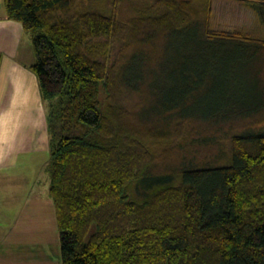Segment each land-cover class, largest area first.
<instances>
[{
	"label": "trees",
	"instance_id": "1",
	"mask_svg": "<svg viewBox=\"0 0 264 264\" xmlns=\"http://www.w3.org/2000/svg\"><path fill=\"white\" fill-rule=\"evenodd\" d=\"M110 4L4 0L37 56L62 264H264V36L213 31L212 0Z\"/></svg>",
	"mask_w": 264,
	"mask_h": 264
},
{
	"label": "crops",
	"instance_id": "2",
	"mask_svg": "<svg viewBox=\"0 0 264 264\" xmlns=\"http://www.w3.org/2000/svg\"><path fill=\"white\" fill-rule=\"evenodd\" d=\"M25 46H31L29 35L20 22L7 18L4 0H0V180L16 173L29 178L34 172L35 177L36 170L43 169L41 159H49L44 155L47 150L50 153L45 103L38 77L30 69L35 57H28ZM28 235L7 236L5 250L0 241V264H60L46 250L30 245L35 239ZM40 236L38 241H44V235Z\"/></svg>",
	"mask_w": 264,
	"mask_h": 264
},
{
	"label": "rangeland",
	"instance_id": "3",
	"mask_svg": "<svg viewBox=\"0 0 264 264\" xmlns=\"http://www.w3.org/2000/svg\"><path fill=\"white\" fill-rule=\"evenodd\" d=\"M103 2L109 6V11L113 8L110 4L111 0H103ZM128 7L127 4L122 7L124 15L129 14ZM254 13L241 0L214 1L210 19L211 29L216 32L231 34L238 32L256 38H263L262 23ZM29 37L31 39L30 35ZM31 46H25L24 51L30 58L32 54L34 55L35 59L31 62L33 66L37 61V56L33 49L32 39ZM245 75L246 73L243 71L236 70L225 79L233 90H242L243 85L248 80ZM223 78L220 77L221 82ZM44 107L47 120L46 126L49 133L48 109L45 105ZM44 155H48L50 159L49 150ZM49 159L46 157L41 159L40 165L43 169L36 170L35 177L34 172L30 174L29 178L16 173L8 179L0 180V241H2L3 246L1 249L5 250L7 246H5L6 244L3 245L5 243L3 241L7 239V236L12 239V237L29 234V237L33 236L35 239H32L34 242L30 241V245L46 250L53 261L60 259L59 263L62 264L60 232L56 209L49 193L50 178L46 171ZM28 184H30V187ZM24 219H33L36 223ZM38 234L44 235V241H38Z\"/></svg>",
	"mask_w": 264,
	"mask_h": 264
},
{
	"label": "flooded vegetation",
	"instance_id": "4",
	"mask_svg": "<svg viewBox=\"0 0 264 264\" xmlns=\"http://www.w3.org/2000/svg\"><path fill=\"white\" fill-rule=\"evenodd\" d=\"M263 34H264V28H263Z\"/></svg>",
	"mask_w": 264,
	"mask_h": 264
}]
</instances>
